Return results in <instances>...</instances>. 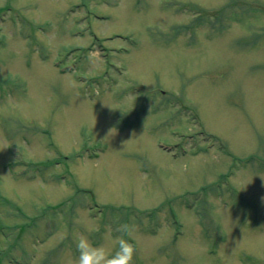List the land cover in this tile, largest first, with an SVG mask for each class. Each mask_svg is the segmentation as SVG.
I'll return each mask as SVG.
<instances>
[{"label":"rangeland","instance_id":"1","mask_svg":"<svg viewBox=\"0 0 264 264\" xmlns=\"http://www.w3.org/2000/svg\"><path fill=\"white\" fill-rule=\"evenodd\" d=\"M121 224L133 264H264V0H0V264Z\"/></svg>","mask_w":264,"mask_h":264},{"label":"clouds","instance_id":"2","mask_svg":"<svg viewBox=\"0 0 264 264\" xmlns=\"http://www.w3.org/2000/svg\"><path fill=\"white\" fill-rule=\"evenodd\" d=\"M116 231L120 233L117 237L118 247L112 255H108L102 245H94L86 236L79 235L75 241L79 252L77 264H133L137 247L131 242L130 226L121 224ZM125 236L129 239H125Z\"/></svg>","mask_w":264,"mask_h":264}]
</instances>
